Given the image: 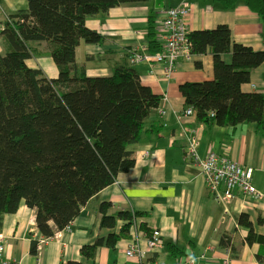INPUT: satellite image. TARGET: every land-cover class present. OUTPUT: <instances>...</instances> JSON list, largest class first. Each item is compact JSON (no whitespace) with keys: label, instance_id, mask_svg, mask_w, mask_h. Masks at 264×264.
I'll use <instances>...</instances> for the list:
<instances>
[{"label":"crops","instance_id":"obj_1","mask_svg":"<svg viewBox=\"0 0 264 264\" xmlns=\"http://www.w3.org/2000/svg\"><path fill=\"white\" fill-rule=\"evenodd\" d=\"M164 4L161 10L156 9L155 0L125 4L87 19L86 26L101 34L104 41L99 45L81 42L76 49L77 65L90 78L109 77L117 68L131 65V51L156 54L152 41L159 42L162 51L165 13L185 4L192 10L186 21L190 33L225 25L234 43L264 52L263 3H255L258 9L252 8L249 0H164ZM27 9V0H0V26L10 15ZM29 46L33 56L27 65L42 70L48 79H57L59 70L49 55V45ZM8 48L0 40V53L5 54ZM222 58L231 63V55ZM132 67L145 86L163 97L160 109L146 122L140 141L131 147L134 168L119 174L114 184L82 207L70 227L46 243L39 254L37 245L45 238L37 228L36 210L22 203L17 213L0 216L5 258L12 264H88L81 248L100 239L106 242L112 232L122 234L127 224L118 220L114 230L102 228L101 208L107 205L108 216L129 211L134 215L133 223L115 249L100 246L90 264H225L226 260L230 264H264L256 260L261 246L246 244L249 229L238 222L240 215H248L255 232L264 236V134L254 124L220 127L199 122L195 114H184L187 106L180 87L213 80V54H191L188 59H180L172 73L165 64L140 62ZM242 90L264 95V62L252 71L250 82ZM193 139L196 144L192 148ZM191 149L197 159L189 158ZM210 152L253 169L252 183L261 197H246L236 191L232 200L216 201L201 167ZM157 230L162 234L163 247L151 252L147 240ZM223 236L230 238L231 248L220 245ZM133 246L143 250L141 260L127 256Z\"/></svg>","mask_w":264,"mask_h":264},{"label":"trees","instance_id":"obj_2","mask_svg":"<svg viewBox=\"0 0 264 264\" xmlns=\"http://www.w3.org/2000/svg\"><path fill=\"white\" fill-rule=\"evenodd\" d=\"M27 1V10L10 15L0 26V40L9 47L0 53V216L17 213L24 203L36 210L38 230L51 239L68 229L82 207L114 184L119 174L134 168L131 147L140 141L163 97L142 83L132 65L117 68L109 77L90 78L76 63L81 42L104 41L86 26L87 19L148 0ZM249 3L258 9L264 0ZM190 41L192 54L211 52L214 57L213 80L180 87L197 120L232 128L254 124L264 134V95L242 90L264 62V52L234 43L225 25L190 33ZM30 43L49 45L57 79L27 65L33 56ZM151 47L161 51L157 41ZM225 55H231L230 64L224 62ZM107 207L101 208L102 228L114 230L118 220L127 224L122 234L112 232L106 242L100 239L81 248L88 264L100 246L115 249L133 223L129 211L108 216ZM238 222L249 229L246 244L261 246L256 260L264 263V236L255 232L248 215H240ZM220 245L231 248L230 238L223 236Z\"/></svg>","mask_w":264,"mask_h":264},{"label":"built area","instance_id":"obj_3","mask_svg":"<svg viewBox=\"0 0 264 264\" xmlns=\"http://www.w3.org/2000/svg\"><path fill=\"white\" fill-rule=\"evenodd\" d=\"M190 5H180L170 8L166 11L162 22L161 43L162 51L153 55H144L136 51L130 52V64L135 65L140 62H150L155 64H165L168 73H172L180 59H188L192 54V43L190 41V30L187 26V19L191 13ZM165 115V111H161ZM184 114L186 116L194 115V110L187 107ZM193 146L196 140H192ZM189 158L197 159L194 150H189ZM203 174L210 190L215 194L216 201L219 203L228 202L234 198L235 192L239 191L246 197L258 199L261 197L259 191L252 183L253 169L244 167L239 163L221 156L215 152H210L201 162ZM223 188V192L221 189ZM61 232H57L55 237L60 236ZM43 239L37 245V253L39 254L43 246L52 239ZM148 249L151 252L160 250L163 247L162 234L160 231H154L147 240ZM5 246L0 236V264H12L5 258ZM129 258L139 257L140 260L144 256L141 248L133 246L126 252ZM204 259V256L200 257ZM175 264H185L177 262ZM189 264H194L189 262ZM225 264H230L229 260Z\"/></svg>","mask_w":264,"mask_h":264},{"label":"water","instance_id":"obj_4","mask_svg":"<svg viewBox=\"0 0 264 264\" xmlns=\"http://www.w3.org/2000/svg\"><path fill=\"white\" fill-rule=\"evenodd\" d=\"M164 0H155V7L158 10L164 9Z\"/></svg>","mask_w":264,"mask_h":264}]
</instances>
